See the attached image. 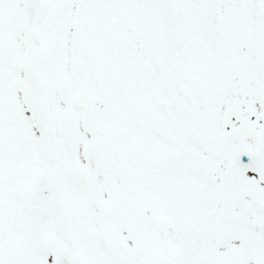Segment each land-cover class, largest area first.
<instances>
[{
	"label": "snow or ice",
	"instance_id": "obj_1",
	"mask_svg": "<svg viewBox=\"0 0 264 264\" xmlns=\"http://www.w3.org/2000/svg\"><path fill=\"white\" fill-rule=\"evenodd\" d=\"M0 264H264V0H0Z\"/></svg>",
	"mask_w": 264,
	"mask_h": 264
}]
</instances>
